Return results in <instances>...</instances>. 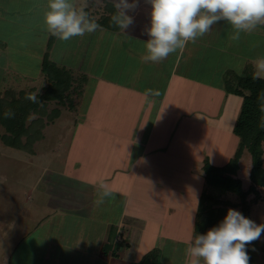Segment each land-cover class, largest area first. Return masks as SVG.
<instances>
[{
  "label": "crops",
  "instance_id": "crops-1",
  "mask_svg": "<svg viewBox=\"0 0 264 264\" xmlns=\"http://www.w3.org/2000/svg\"><path fill=\"white\" fill-rule=\"evenodd\" d=\"M6 1L0 2V10L21 15L15 22L23 25L19 19L27 14L28 3L25 7L24 0ZM73 3L82 6L79 0ZM85 10L100 28L76 36V44L59 58L50 56L57 40L50 36L42 61L44 68L50 60L54 65L50 78L60 77L66 88L49 101L43 134L49 122L73 105H81L86 113L76 122L71 147L72 187L61 185L59 193L46 190L51 197L48 213L53 216L34 227L45 236L44 242L34 254L19 252L9 264H34L36 258L35 264H156L144 259L158 250L154 240L169 234L167 226H188L190 239L194 237L199 203L207 188L206 160L224 166L239 145L234 128L243 100L227 93L223 75L229 70L243 73L254 59L247 52L237 53L239 43L224 35L227 27L216 24L184 50L152 63L142 59L150 26L151 5L146 0H139V6L128 12L134 24L125 33L111 21L115 9L109 0L103 5L91 0ZM6 66L4 75L13 70ZM4 86L0 92L11 95L24 90ZM211 89L214 95L208 93ZM72 91L82 92L79 101ZM52 102L62 106L52 109ZM101 182L114 195L97 203ZM63 189L70 192L67 199ZM70 190L77 192L75 197ZM48 225L52 228L43 233ZM169 235L170 240L179 237ZM24 255L32 258L26 261Z\"/></svg>",
  "mask_w": 264,
  "mask_h": 264
},
{
  "label": "rangeland",
  "instance_id": "rangeland-1",
  "mask_svg": "<svg viewBox=\"0 0 264 264\" xmlns=\"http://www.w3.org/2000/svg\"><path fill=\"white\" fill-rule=\"evenodd\" d=\"M0 2L4 3L5 0H0ZM6 2L9 4L10 0ZM89 2L91 3V0H87L88 6ZM24 3L25 7L28 3V12L19 19L20 21L24 20L23 25L15 22L21 15L11 16L9 13L6 15L7 10H0V88L5 85L6 78L4 77H7V86L4 87L8 90L21 88L29 91L30 88H34L37 93H41L46 90L45 86L48 85V81L45 79L47 71H45V66L44 68L42 66L51 36L43 20L44 13L48 10L47 0H24ZM84 3L85 0H79L80 5ZM10 6L14 8L15 2ZM217 25L228 28L224 35H232L234 30L226 21H221ZM229 27H231L230 30ZM250 40H252V45H250ZM75 41L76 37L68 41L54 40L50 56L59 58L60 54L68 48L72 49L76 44ZM230 42L239 43V48L236 46L237 53L247 52L248 57L252 55L255 61L258 57L264 56V25L258 26L251 34L241 33V38L238 41H234L230 37ZM245 42L247 46H244ZM234 45L231 46L234 47ZM230 50L232 49L230 48ZM66 56L68 61L69 55ZM253 59L251 58V60ZM6 63L13 70L4 75ZM250 67L255 69L253 62ZM63 70L62 75H65ZM225 76L224 73L223 78ZM22 91H17V93L13 91L14 95H11L9 91L7 93L0 92L2 94L0 95V108L4 110V103L10 104V100L17 98ZM72 92L76 96L74 100L79 101L80 98L77 97H81L82 92L78 95H76L77 92ZM208 93L214 95L212 89ZM66 95L69 94L66 93L62 97L66 99ZM69 99L72 97L69 96ZM52 106L53 109L55 106L62 105L60 102H52ZM71 109V111L69 109L64 112L61 117L59 114L47 124L44 134L41 131L40 138L33 144L30 143L31 149L33 148L31 152L11 147L5 143L2 136L7 133V130L0 120V264L12 263L19 252H30V250V253L33 254L37 252V248L43 244L45 236L37 234V228H34L35 222L44 221L45 218L53 216H49L48 213L52 212V209H48L51 197L46 190L53 193V191H58L61 185L72 187L70 178H68L70 169L68 164H71L73 155L71 147L74 144V135L78 128L76 122L78 119L82 121L86 113L78 104L76 107L73 105ZM85 109L89 113V110ZM39 117V113H33L27 124L31 123L32 125V121L35 122ZM23 140L26 141V138ZM233 145L236 143L231 144V149H233ZM240 164L241 169L237 176L242 179L247 190L251 184L250 170L252 167L251 154L247 150L244 152ZM74 188L79 190V187ZM72 190L70 191L75 197L74 193L77 192ZM257 190L258 195L252 193L248 197L249 213L254 222L262 224L264 223V187L257 185ZM220 192L215 191L213 200L208 202L209 210L214 211L215 225L223 220L229 208L242 212L241 200L237 194L230 191H226L224 194ZM69 193L68 190L63 189L65 199ZM49 228L52 226L48 225L43 233L47 232ZM166 228L170 229L169 234L173 233V238L177 235L179 237L170 240L169 234H162L161 238L154 240L157 249L162 251L157 252L152 263L156 261V264H183V262L189 264L190 257L186 252L190 240L189 232H187L188 226L173 225ZM179 229L183 231V235L179 234ZM148 242L150 245L153 243L152 240ZM24 248L28 251H24ZM163 253H166L165 257ZM251 255L256 264H264V234L252 245ZM23 258L28 260L26 255ZM36 260L38 258L35 259L34 264Z\"/></svg>",
  "mask_w": 264,
  "mask_h": 264
},
{
  "label": "clouds",
  "instance_id": "clouds-1",
  "mask_svg": "<svg viewBox=\"0 0 264 264\" xmlns=\"http://www.w3.org/2000/svg\"><path fill=\"white\" fill-rule=\"evenodd\" d=\"M115 13L111 21L118 28L128 29L134 18L128 12L139 6V0H109ZM151 5L150 26L146 29L149 39L145 42L144 62L160 63L170 54L182 51L189 42L209 33L213 26L226 21L234 30L231 39L238 41L241 33L251 34L258 26L264 25V0H146ZM103 5L104 0H96ZM87 0L77 7L73 0H47L44 24L51 36L68 41L76 36L91 34L100 28L90 18ZM255 76L264 74V56L254 62ZM159 95L158 92H152ZM38 94L27 98L38 103ZM11 111L5 113L11 117ZM100 197L97 203L114 193L103 183L99 184ZM194 229V228H193ZM264 234V223L257 224L241 212L229 208L226 216L205 234H195L188 241L186 249L189 264H249L247 245Z\"/></svg>",
  "mask_w": 264,
  "mask_h": 264
},
{
  "label": "trees",
  "instance_id": "trees-1",
  "mask_svg": "<svg viewBox=\"0 0 264 264\" xmlns=\"http://www.w3.org/2000/svg\"><path fill=\"white\" fill-rule=\"evenodd\" d=\"M248 65L243 73L233 70L225 74V89L227 93L239 96L243 100L241 112L234 128L235 134L239 137V145L235 155L224 166L218 167L211 164L207 159L205 162L207 188L199 203L198 212L194 225V234H205L210 228L216 226L214 211L209 210L208 202L213 200L215 191L233 192L241 200L242 214L250 217V204L248 197L252 193L258 195L257 185L264 187V76L256 78V70ZM54 65L47 58L45 71H47L48 85L46 90L37 95L38 103H33L27 97L30 94H37L33 90H23L20 95L10 100V104L4 103V110L0 108V120L7 130L2 137L5 143L11 147L28 150L31 152L30 143L40 138L44 129L45 117L48 114L49 101L60 95L66 89L60 77H52L50 70ZM62 75V74H61ZM7 100V99H6ZM3 104V103H2ZM7 107V108H6ZM11 111L13 115L6 117L5 113ZM33 113H39L40 117L28 123ZM26 138V141L23 140ZM251 154L252 167L250 170V187L246 190L241 178L237 175L241 169V159L245 151ZM257 241V240H256ZM247 245L249 264H256L251 255L252 245ZM158 250H154L145 257V262H152Z\"/></svg>",
  "mask_w": 264,
  "mask_h": 264
},
{
  "label": "built area",
  "instance_id": "built-area-1",
  "mask_svg": "<svg viewBox=\"0 0 264 264\" xmlns=\"http://www.w3.org/2000/svg\"><path fill=\"white\" fill-rule=\"evenodd\" d=\"M120 240H124L125 236H119Z\"/></svg>",
  "mask_w": 264,
  "mask_h": 264
}]
</instances>
